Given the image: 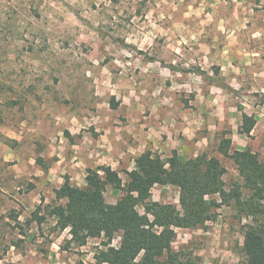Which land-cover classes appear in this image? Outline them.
<instances>
[{"label": "rangeland", "instance_id": "rangeland-1", "mask_svg": "<svg viewBox=\"0 0 264 264\" xmlns=\"http://www.w3.org/2000/svg\"><path fill=\"white\" fill-rule=\"evenodd\" d=\"M245 43L261 51H249L255 60L243 61ZM197 67L209 76L185 70ZM262 70L264 0H0V264H97L100 238L67 248L68 230L49 242L33 224L25 237L12 218L54 202L66 175L84 185L88 168L106 164L98 155L126 180L140 151L135 132L151 131L144 148L164 158L208 152L227 168L226 189H244L219 149L229 139L231 151L264 160ZM243 110L257 119L250 134L239 131ZM122 195L107 187L108 202ZM179 197V187L157 184L148 202L180 208ZM250 221L235 202L223 204L204 226L176 228L173 246L201 264H243Z\"/></svg>", "mask_w": 264, "mask_h": 264}, {"label": "trees", "instance_id": "trees-1", "mask_svg": "<svg viewBox=\"0 0 264 264\" xmlns=\"http://www.w3.org/2000/svg\"><path fill=\"white\" fill-rule=\"evenodd\" d=\"M185 70L209 74L201 67ZM213 72L219 75L221 68L215 67ZM117 105L113 97L111 106ZM256 123L255 115L243 110L239 131L250 134ZM66 134L72 139L69 131ZM219 150L234 161L244 179V189L238 183L230 191L226 189L227 168L208 152L185 160L176 149L164 158L149 148L135 158L133 169L125 170L126 180L107 164L88 168L84 185L74 184L66 175L64 183L55 189L54 202L45 203L42 198L24 221L20 215L14 216V226L26 237L36 224L49 242L55 234L68 230L67 248L100 238L97 264H201L193 250L174 248L176 228L204 226L217 217L219 207L235 202L240 215L251 219L244 230L243 264H264V160L251 149L231 151L229 139L223 140ZM38 160L42 162V157ZM157 184L179 187L180 208L173 203L148 202ZM109 185L123 191L114 203L106 199ZM47 224L52 230L45 234ZM119 232L122 238L116 247L113 240ZM8 250L9 246L3 251Z\"/></svg>", "mask_w": 264, "mask_h": 264}, {"label": "crops", "instance_id": "crops-1", "mask_svg": "<svg viewBox=\"0 0 264 264\" xmlns=\"http://www.w3.org/2000/svg\"><path fill=\"white\" fill-rule=\"evenodd\" d=\"M254 29H251V28H249L248 29V31H247V33L249 34V37L251 36V34H255L254 33ZM251 41V40H250ZM248 45L245 43V47H246V49H245V51H243L242 53H241V57L243 58V61L244 60H246V61H251V60H255L256 58L254 57V55H251V53L249 52V51H251V52H261V51H259V50H253V49H251L250 47H247ZM248 49V50H247ZM247 53H248V55H247ZM256 54V53H255ZM230 59L229 60H235L234 58H233V55H229L228 56ZM262 73H264V70H262ZM146 134V135H145ZM152 134V135H151ZM135 135H137V138H138V140H139V143L137 144V145H139V147H140V151L138 152V153H135V157L132 159V163H135V158L138 156V155H140L142 152H144L145 151V149L146 148H144V147H146V145H149L150 144V141L151 140H153V133L151 132V131H144V130H142V131H139V133L137 132H135ZM171 137H172V135H171ZM135 143H136V141H134ZM135 147L136 146H134V144H133V146H131V150L132 151H134L135 152ZM85 153H87V154H91L90 153V150L89 151H85ZM123 157L124 156H126V157H129V153H126L125 151L121 154ZM98 157H99V160H101V161H103V162H105L107 165H111L113 168H115V165L117 164L116 163V161L113 159V158H109V156H107V158H106V156H100V155H98ZM130 158V157H129ZM83 159L84 158H81L80 157V159H79V161H81V163L83 162ZM115 159H116V157H115ZM119 161V160H118ZM77 163H79V162H77ZM135 167V166H134ZM71 181H72V179H71ZM86 181V180H85ZM64 183V182H63ZM62 183V184H63ZM61 184V185H62ZM60 185V186H61ZM59 186V187H60Z\"/></svg>", "mask_w": 264, "mask_h": 264}]
</instances>
